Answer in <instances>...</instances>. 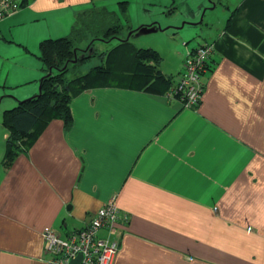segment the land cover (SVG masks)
<instances>
[{
    "label": "crops",
    "instance_id": "obj_1",
    "mask_svg": "<svg viewBox=\"0 0 264 264\" xmlns=\"http://www.w3.org/2000/svg\"><path fill=\"white\" fill-rule=\"evenodd\" d=\"M95 1L28 0L0 21V48L17 44L27 63L20 80L36 82L9 107L38 93L39 43L68 35ZM161 2L138 1L143 14L135 23L127 14L129 29L155 24L151 6ZM231 2L220 6L226 19L217 4L203 15L202 0L172 25L196 24L183 39L189 48L215 45L196 107L115 86L87 89L70 101L69 128L50 121L27 154L0 163V264H48L42 231L84 228L108 202L119 210L113 264H264V0ZM181 63L162 73L177 83Z\"/></svg>",
    "mask_w": 264,
    "mask_h": 264
},
{
    "label": "trees",
    "instance_id": "obj_2",
    "mask_svg": "<svg viewBox=\"0 0 264 264\" xmlns=\"http://www.w3.org/2000/svg\"><path fill=\"white\" fill-rule=\"evenodd\" d=\"M9 1L16 4V12L28 2ZM222 1L218 0L216 4L221 6ZM120 4L121 13L92 4L76 15L68 35L46 38L39 43L37 58L45 74L40 79L38 93L18 101L14 107L5 109L1 115V124L7 134L2 167H10L18 155L27 154L50 121L59 119L63 122L64 128H69L72 121L70 101L84 90L115 86L175 98L172 97L171 89L177 86L180 80L187 53L201 45L214 44L204 43L189 48L187 41H183L181 71L175 83L160 69L163 62L160 52L153 47L134 46L129 38L124 37V33L130 31L132 35L133 31L127 26L126 2ZM97 42L115 43L106 51H98L95 48ZM86 49L89 56H86ZM81 55L83 57L79 58ZM89 58H97V64L90 67L87 72L78 73L69 79L67 74L71 67L83 64ZM75 59L76 62H73ZM201 81L204 83L203 77Z\"/></svg>",
    "mask_w": 264,
    "mask_h": 264
},
{
    "label": "rangeland",
    "instance_id": "obj_3",
    "mask_svg": "<svg viewBox=\"0 0 264 264\" xmlns=\"http://www.w3.org/2000/svg\"><path fill=\"white\" fill-rule=\"evenodd\" d=\"M123 1H127V0H96L95 5L98 7H104L106 5L105 6L106 9L113 12L121 13L119 7L121 6L120 2ZM138 1H143V0H128V2L132 4V6L129 7L127 14H129L128 16H131L133 23H135V19L142 17L143 14L141 13L143 11L142 6H138L137 4ZM153 1H156L157 4L162 1L161 3H164L166 5L163 8H160L158 5L151 6V8L153 9L152 11L155 13L153 18L150 20V22L156 21L155 24L151 25V27H144L145 29L141 28L138 31L134 32L132 35H131L132 32L128 31L124 33V37L129 38V41H131L132 43L133 42L136 43V45H138L139 43L146 45L140 47H153V48L155 47V49L161 53V57L163 60L160 69H163L165 65H167L168 68L173 67L174 69H176V67H179L178 64H180V62L183 59V51H184L183 50L184 48L182 46L183 39H185V37L188 35H190L191 37V35L195 33V26L190 25V24H194V22H185L186 25L182 27V25H184L183 21L180 22L178 26H172V25H175V22L178 23L177 20L182 16L183 14L182 12H184V8L193 5L191 7L195 9V7H197L198 4L199 5L202 4V0H153ZM228 1L229 0H225V3L222 2V5L227 6ZM239 1L240 0H232L231 3L232 5H234ZM211 2L212 4L203 6L202 14L204 10L207 11L209 14L210 12L206 9L209 8V10H212L211 5L218 2V0H211ZM215 13L218 17L220 18L224 17L226 19L229 12L227 10L222 9V7L218 6L215 10ZM201 19H202V15L199 17L198 21H200ZM10 41L12 40L10 39ZM193 41L194 39L190 41V44ZM114 43L115 42H111V43L97 42L95 44V48L98 51H106ZM16 45L17 44H14L13 42H8V43H3V45L0 48V114L2 113L3 110L14 107V106L9 107L7 105L8 98H10V96H14L15 93L20 95L25 89L34 87L36 85V82H31L29 84L21 82L20 80L22 78L21 76L23 75V72H26L27 69L26 68L27 65H23V63L24 64L27 63L23 56H19L15 54L20 52V47ZM85 52H86V56L90 55L87 49L85 50ZM38 62H39L38 64H40L41 67V62L40 61ZM97 62H98L97 58H89L85 60L83 64L80 63L81 65L78 64L71 67L70 71L67 74L68 78L72 79L78 73L87 72L88 69H90V67L97 64ZM19 72H22V74H19ZM44 74L45 73L43 72L42 76L41 77L39 76L37 78L38 79L37 91L39 90L40 79L44 76ZM7 78L8 80L7 82H5ZM11 98L14 99V97ZM22 100L23 99H19L17 100V102ZM1 125L2 124L0 119V148H5V140H2V136H1L3 131V127ZM3 156H4V152L1 151L0 163L2 161Z\"/></svg>",
    "mask_w": 264,
    "mask_h": 264
},
{
    "label": "built area",
    "instance_id": "obj_4",
    "mask_svg": "<svg viewBox=\"0 0 264 264\" xmlns=\"http://www.w3.org/2000/svg\"><path fill=\"white\" fill-rule=\"evenodd\" d=\"M16 12V4L0 0V21ZM214 44H205L187 53L177 86L171 89L173 96L186 108L196 107L204 93L202 75L206 71L209 55ZM169 97V96H168ZM119 210L114 202H108L94 213L87 225L60 235L52 228L42 231L43 253L48 264H72L78 255V264H113L119 244L114 239ZM106 230L107 236L101 237Z\"/></svg>",
    "mask_w": 264,
    "mask_h": 264
},
{
    "label": "water",
    "instance_id": "obj_5",
    "mask_svg": "<svg viewBox=\"0 0 264 264\" xmlns=\"http://www.w3.org/2000/svg\"><path fill=\"white\" fill-rule=\"evenodd\" d=\"M206 3H208V4H212V2H211V0H206ZM215 5H216V3L215 4H213V5H211V9H214L215 8ZM205 14V10H204V12H203V15ZM202 15V16H203ZM202 19H203V17H202ZM202 19L200 20V21H202ZM191 25H196V24H191ZM208 25V26H207ZM207 26V28H208V30H210V28H211V25L210 24H206L205 26H204V28ZM204 28H202V27H200V29H199V31H204ZM83 57V55H81L79 58H82ZM77 58V57H76ZM76 60L77 59H75L73 62H76ZM81 255H78L77 257H76V259H74L73 261H72V264H78L79 263V261L81 260Z\"/></svg>",
    "mask_w": 264,
    "mask_h": 264
}]
</instances>
